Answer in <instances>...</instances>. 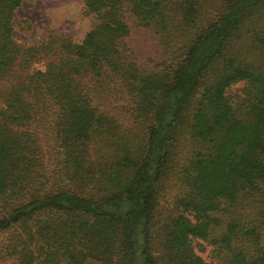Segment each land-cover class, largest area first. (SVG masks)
<instances>
[{"label": "trees", "instance_id": "obj_1", "mask_svg": "<svg viewBox=\"0 0 264 264\" xmlns=\"http://www.w3.org/2000/svg\"><path fill=\"white\" fill-rule=\"evenodd\" d=\"M35 1L0 0V264H264V0H82L79 43H17Z\"/></svg>", "mask_w": 264, "mask_h": 264}, {"label": "rangeland", "instance_id": "obj_2", "mask_svg": "<svg viewBox=\"0 0 264 264\" xmlns=\"http://www.w3.org/2000/svg\"><path fill=\"white\" fill-rule=\"evenodd\" d=\"M90 27V21L83 15L82 0H37L24 2L16 11L13 38L17 43L31 45L41 42L47 32H56L79 43ZM241 89L242 84L234 85L227 94L240 95ZM106 104L110 109L111 101ZM203 247L202 251L196 249V253L209 260L211 248L204 244Z\"/></svg>", "mask_w": 264, "mask_h": 264}]
</instances>
